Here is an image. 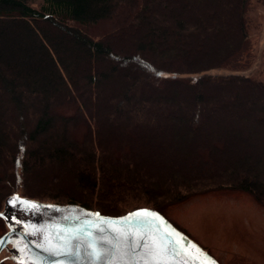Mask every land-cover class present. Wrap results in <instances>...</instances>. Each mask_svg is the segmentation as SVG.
I'll use <instances>...</instances> for the list:
<instances>
[{"label":"trees","instance_id":"1","mask_svg":"<svg viewBox=\"0 0 264 264\" xmlns=\"http://www.w3.org/2000/svg\"><path fill=\"white\" fill-rule=\"evenodd\" d=\"M36 1L0 0V211L223 189L264 207V81L211 73L244 49L249 0Z\"/></svg>","mask_w":264,"mask_h":264},{"label":"rangeland","instance_id":"2","mask_svg":"<svg viewBox=\"0 0 264 264\" xmlns=\"http://www.w3.org/2000/svg\"><path fill=\"white\" fill-rule=\"evenodd\" d=\"M38 3L39 0L34 5ZM246 19L249 36L244 49L224 67L211 73L219 76L239 73L264 81V0H249ZM112 25L111 22H100L87 29L93 36H100ZM35 186L38 192L42 188L39 184ZM4 192L5 189L1 188L0 204ZM158 202L162 214L170 222L221 264H264V207L250 194L223 189L197 194L180 203L165 198ZM110 204L113 205L109 208L113 213L151 205L119 199H113ZM7 230L6 222L0 218V236ZM0 264L18 263L4 249L0 254Z\"/></svg>","mask_w":264,"mask_h":264},{"label":"water","instance_id":"3","mask_svg":"<svg viewBox=\"0 0 264 264\" xmlns=\"http://www.w3.org/2000/svg\"><path fill=\"white\" fill-rule=\"evenodd\" d=\"M14 200L15 203H12ZM26 201L34 202L38 207H29ZM143 209L158 214V217L163 220L151 217L121 219ZM96 213L99 217L94 215ZM0 218L8 226V230L0 236L2 241L0 254L7 249L18 264H93L89 245L96 243L107 249L108 241L116 244L114 227L130 230L134 235L140 232L146 233L145 239H148L151 235L163 236V231L156 227L158 223H166L170 229L175 230V233L182 235L186 242L198 246L216 264H221L206 249L154 208H139L125 215L111 216L79 205L43 202L13 194L6 199L4 209L0 211ZM103 218H107L108 222L106 223ZM139 219H149L150 224L136 223ZM112 222H115V225ZM136 251L138 257L145 250L139 248ZM111 259L112 256L104 258L106 264H111ZM182 259L184 257H177V260Z\"/></svg>","mask_w":264,"mask_h":264},{"label":"snow or ice","instance_id":"4","mask_svg":"<svg viewBox=\"0 0 264 264\" xmlns=\"http://www.w3.org/2000/svg\"><path fill=\"white\" fill-rule=\"evenodd\" d=\"M12 203H15V200ZM25 203L32 208L38 207L34 202L26 201ZM94 215L99 217L98 213ZM131 217H151L163 220V218L158 217V214L147 209L138 210L136 213L129 214V217L121 219L128 220ZM103 219L106 223L108 222L107 218ZM112 223L115 225V222ZM136 223L150 224V220L139 219ZM156 227L163 231V236L151 235L148 239H145L146 233L140 232L134 235L130 230L114 227L117 238L116 244L108 241L109 247L107 249L103 245L98 246L96 243L89 245L93 264H106L105 256H112L111 264H216L207 253H203L198 246L186 242L182 235L175 233V230L170 229L166 223H158ZM139 248H143L145 251L137 257L136 250ZM181 256L184 259L177 260V257Z\"/></svg>","mask_w":264,"mask_h":264},{"label":"flooded vegetation","instance_id":"5","mask_svg":"<svg viewBox=\"0 0 264 264\" xmlns=\"http://www.w3.org/2000/svg\"><path fill=\"white\" fill-rule=\"evenodd\" d=\"M7 250V249H6ZM11 258H12V256H11Z\"/></svg>","mask_w":264,"mask_h":264}]
</instances>
